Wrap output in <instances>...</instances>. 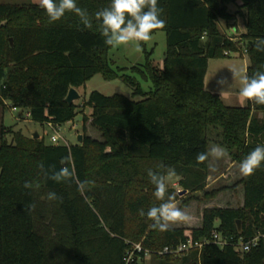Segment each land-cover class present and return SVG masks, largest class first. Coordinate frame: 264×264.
<instances>
[{
	"label": "trees",
	"instance_id": "trees-1",
	"mask_svg": "<svg viewBox=\"0 0 264 264\" xmlns=\"http://www.w3.org/2000/svg\"><path fill=\"white\" fill-rule=\"evenodd\" d=\"M237 1L239 10L230 12L228 5ZM110 3L77 0L93 20L89 29L74 13L49 22L39 4L0 2L1 108L9 103L30 110L33 121L60 124L77 114L75 101L65 100L69 89L79 90L96 74L119 78L133 88L132 97L98 90L88 95L85 104L91 113L83 119H90L100 139L83 134L77 144L49 145L41 137L8 129L12 140L0 142V264H145L143 251L126 261L134 241L156 250L151 264H264V162L234 185L184 199L203 203L242 187L239 205L203 207L198 226L161 232L139 215V210L147 213L161 203L149 169L166 174L172 168L183 188L201 191L210 158L197 163L196 155L210 150V143L223 147L239 164L264 145V105L248 101L229 106L205 88L209 59L240 50L220 29V20L238 29L242 17L246 75L264 71V52L255 47L264 38V0H158L166 21L161 29L167 44L163 63L154 64L152 50L145 51L143 66L130 69L114 68L112 47L104 43L95 20V12ZM133 74L152 88L144 92ZM136 95L142 98L135 100ZM66 156L76 177L89 182L84 192L75 183H57L45 175L50 168L59 170ZM49 192L59 199L49 200ZM213 230L233 243L258 240L242 253L231 244L211 242L179 256L157 253L188 240H209Z\"/></svg>",
	"mask_w": 264,
	"mask_h": 264
},
{
	"label": "rangeland",
	"instance_id": "rangeland-1",
	"mask_svg": "<svg viewBox=\"0 0 264 264\" xmlns=\"http://www.w3.org/2000/svg\"><path fill=\"white\" fill-rule=\"evenodd\" d=\"M0 2L16 3V4H39L38 0H0ZM239 2L228 5L230 12H236L239 10ZM239 28L229 27L225 21H219V27L240 47L238 52L231 51L228 53L230 56L210 58L208 62L207 73L205 76V88L211 92L220 94L222 100L229 106H244L248 101H245L239 96V90L242 87L241 77L246 75V69L248 65V54L243 37L241 36L244 27L242 25V17L239 16ZM141 51L135 50V43H129L126 45H120L118 47H112L109 51V57L114 62V68L126 67L130 69L133 66H143L145 62V51L152 50L153 63L161 66L165 56L167 48L166 36L164 31H156L152 34V39L148 42H141ZM235 68L239 71L240 76L233 79L230 69ZM131 73V71H126ZM135 75V74H133ZM140 78L139 74L135 75ZM141 82L142 90L144 92L149 91L152 88L151 82H145L139 79ZM223 81V83H221ZM98 90L105 95H112L115 93L124 94L128 97H132L133 88L122 81L119 78L113 80H105L100 74L94 75L78 90L79 98L74 100L77 104V114L69 121L58 124L56 127H51L47 123H40L27 119L24 115L18 111L12 109V104H7L5 108L0 107V142L4 138L10 142L12 140V133L8 132L11 128L15 131H21L27 137L37 132L39 138H43L44 142L49 145H70L79 143L78 136L83 134H91L94 138L100 139L99 132L91 125H88L83 119L88 117L90 108L86 106L85 102L91 91ZM142 98L140 95L134 96L135 100ZM258 116L261 117L262 113L258 112ZM85 121V123H84ZM10 130V129H9ZM56 135L58 137L57 142L51 140V136ZM210 146H218L210 143ZM227 152V151H226ZM239 163L234 162L231 156L227 152V155L220 159L214 160L210 158L208 176L206 179V185L204 190L191 192L183 188L179 184V178L177 176L171 177L167 181L168 190L171 191V195H177L176 200L178 207L188 212L191 219L187 223H177L173 226L194 227L200 223L201 212L205 206L214 205H233L237 206L242 201V187L238 185L236 188H229L220 192L213 200L199 203L196 200H191L184 203V199L190 195L202 197L205 191H212L223 186L234 185L241 174L239 172ZM214 169V170H213ZM240 222V226H241ZM141 245L140 241L131 242V246ZM132 248V249H133ZM149 254L145 255L144 263H152V255L156 250H150Z\"/></svg>",
	"mask_w": 264,
	"mask_h": 264
},
{
	"label": "clouds",
	"instance_id": "clouds-1",
	"mask_svg": "<svg viewBox=\"0 0 264 264\" xmlns=\"http://www.w3.org/2000/svg\"><path fill=\"white\" fill-rule=\"evenodd\" d=\"M38 2L39 7L45 10L49 22L61 20L66 13H74L84 27L89 29L93 27L92 18L85 9L77 6V0H38ZM162 12L163 9L158 7V0H111L109 7L95 12V20L99 22L101 35L106 45L118 47L134 42L135 50L139 52L142 50L141 42L150 41L154 31L166 27V21L161 18ZM255 47L257 51L264 52V38H258ZM230 70L233 79L240 76L235 68ZM241 84L240 97L256 105H264V71L256 72L252 76L243 75ZM226 155L227 152L223 147L213 146L207 152L197 153L196 161L203 163L209 158L220 160ZM70 160L69 156L63 157L62 167L59 170H55L54 167L45 170V175L57 183H75L77 190L84 192L89 182L80 181L76 177L74 170L70 167ZM262 162H264V145H258L242 160L239 172L244 177L251 176ZM40 167L44 168L43 165ZM175 174L172 168H168L166 174L148 170L150 181L155 186L154 196L161 203L150 207L147 213L143 209L139 210V215L146 216L153 222L151 226L161 232L168 231L177 223H187L191 219L188 212L178 207L175 196L168 195L167 181ZM25 187L30 188L31 185L25 183ZM47 198L49 200L59 199L54 192H49ZM32 207L34 208L35 205Z\"/></svg>",
	"mask_w": 264,
	"mask_h": 264
},
{
	"label": "built area",
	"instance_id": "built-area-1",
	"mask_svg": "<svg viewBox=\"0 0 264 264\" xmlns=\"http://www.w3.org/2000/svg\"><path fill=\"white\" fill-rule=\"evenodd\" d=\"M225 54H228V52H225ZM12 109L14 111L20 112V114L24 115L25 117H30V115H31L30 110H28V109L22 110L21 108H18V107H12ZM47 124L53 128L58 125V124H55L52 122H49ZM51 140L53 142H57L58 137L56 135H52ZM257 240H258V238L255 237V238L248 240V241H244V240L240 239L237 242L233 243V242H231V240L228 237L222 235L221 232H219L218 230H213L209 240H202V241L188 240V241L182 242L178 245L165 246L161 251H158L157 253H159V254H171L173 256H179V255H181V254H183V253H185L191 249H199L200 250L202 248V246L204 244H206L207 242L214 243L220 247H224L225 245L231 244L234 246V249L236 251L242 253V252L248 251L252 246H254L257 243ZM142 251L144 252V255H147L150 253L149 250L144 249L140 244L135 245V247L128 253V256L126 259L127 263L133 259L134 254L136 252H142Z\"/></svg>",
	"mask_w": 264,
	"mask_h": 264
},
{
	"label": "water",
	"instance_id": "water-1",
	"mask_svg": "<svg viewBox=\"0 0 264 264\" xmlns=\"http://www.w3.org/2000/svg\"><path fill=\"white\" fill-rule=\"evenodd\" d=\"M79 98V93L77 91L76 88L74 87H71L65 97V100L66 102H68L69 104H71L72 102H74V100L78 99ZM33 138H38L39 137V134L37 132H35L33 135H32ZM78 140L79 142L82 141V135H79L78 136ZM238 222V229L241 228L240 226V221H237Z\"/></svg>",
	"mask_w": 264,
	"mask_h": 264
},
{
	"label": "crops",
	"instance_id": "crops-1",
	"mask_svg": "<svg viewBox=\"0 0 264 264\" xmlns=\"http://www.w3.org/2000/svg\"><path fill=\"white\" fill-rule=\"evenodd\" d=\"M78 91V90H77ZM90 108V107H89ZM90 113H91V108H90ZM90 113H88V116L90 115ZM27 119L31 120L30 117H26ZM88 125H90V119L86 122ZM90 136H92L91 134H88ZM93 137V136H92ZM80 143V142H79Z\"/></svg>",
	"mask_w": 264,
	"mask_h": 264
}]
</instances>
